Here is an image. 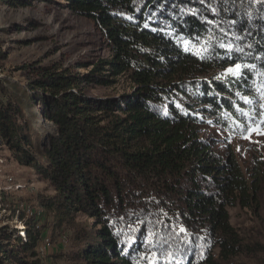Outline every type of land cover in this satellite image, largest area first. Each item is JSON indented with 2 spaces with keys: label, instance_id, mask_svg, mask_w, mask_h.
I'll list each match as a JSON object with an SVG mask.
<instances>
[{
  "label": "trees",
  "instance_id": "1",
  "mask_svg": "<svg viewBox=\"0 0 264 264\" xmlns=\"http://www.w3.org/2000/svg\"><path fill=\"white\" fill-rule=\"evenodd\" d=\"M65 1L93 22L110 54L82 64L84 73L52 62L24 86L0 78V147L55 188L41 207L68 223L76 257L137 264L174 241L185 249L153 264H227L256 253L228 208L258 212L264 158L243 168L232 148L219 150L201 131L244 135L264 114V0ZM239 65V76L229 72ZM125 74L133 87L120 99L84 92ZM40 117L52 132L39 131ZM25 224V240L0 232V264H45L38 246L47 225L36 216Z\"/></svg>",
  "mask_w": 264,
  "mask_h": 264
},
{
  "label": "rangeland",
  "instance_id": "2",
  "mask_svg": "<svg viewBox=\"0 0 264 264\" xmlns=\"http://www.w3.org/2000/svg\"><path fill=\"white\" fill-rule=\"evenodd\" d=\"M20 1L29 5L23 6ZM12 2L16 5L0 1V39L7 52L6 59L0 63V78L24 86L34 78L37 68L41 65L56 62L64 66H78L75 71L84 73L89 68H81L82 64L109 56L110 52L93 22L72 11L65 0ZM241 69L239 65L229 72L239 76ZM132 87L133 84L126 74L121 75L111 86L95 83L83 85L84 92L92 98L120 99L121 95L130 92ZM243 96L240 94V98L252 106L254 100ZM250 121L251 125L244 135L237 134L236 131H226L220 125L209 127L201 133H205L214 143L218 142L221 151L232 148L243 168L250 167L255 157L264 158V114ZM37 127L41 132L54 130L53 124L43 122L41 117ZM0 188V232H9L14 236L24 235L25 240L28 235L25 221L36 216L41 225H47L38 246L44 263L82 264L76 257L75 246L69 243L70 239L67 240L68 223L62 225L61 222L57 225L55 214L45 215L46 212L41 207L57 196L55 188L42 180L32 167L17 161L6 147H0ZM155 195L157 196V193ZM259 204L258 212L239 204L228 208L230 222L238 229L244 242L251 245L257 243L260 249L253 254L239 255L227 264H264V188L259 194ZM21 211L26 214L22 221L19 218ZM178 220L181 221V218ZM77 222L91 226L93 220L80 215ZM177 242L162 245L159 250L150 247L137 264H153L154 257L158 255H176L185 249V246L176 245ZM215 252L218 253L217 250L214 254Z\"/></svg>",
  "mask_w": 264,
  "mask_h": 264
},
{
  "label": "bare ground",
  "instance_id": "3",
  "mask_svg": "<svg viewBox=\"0 0 264 264\" xmlns=\"http://www.w3.org/2000/svg\"><path fill=\"white\" fill-rule=\"evenodd\" d=\"M1 189V188H0ZM28 203V202H27ZM27 205V204H26ZM34 208V207H33ZM40 209V208H39ZM31 211V210H30ZM36 212V211H35ZM34 213V212H33ZM35 215V214H34ZM50 240V239H49ZM43 243V242H42ZM45 243V242H44Z\"/></svg>",
  "mask_w": 264,
  "mask_h": 264
},
{
  "label": "snow or ice",
  "instance_id": "4",
  "mask_svg": "<svg viewBox=\"0 0 264 264\" xmlns=\"http://www.w3.org/2000/svg\"><path fill=\"white\" fill-rule=\"evenodd\" d=\"M238 67V66H237ZM231 71V70H230Z\"/></svg>",
  "mask_w": 264,
  "mask_h": 264
}]
</instances>
